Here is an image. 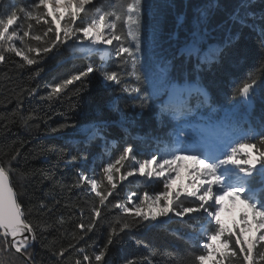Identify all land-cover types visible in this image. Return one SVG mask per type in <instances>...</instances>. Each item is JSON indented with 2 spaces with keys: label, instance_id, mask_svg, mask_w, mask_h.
Listing matches in <instances>:
<instances>
[{
  "label": "trees",
  "instance_id": "16d2710c",
  "mask_svg": "<svg viewBox=\"0 0 264 264\" xmlns=\"http://www.w3.org/2000/svg\"><path fill=\"white\" fill-rule=\"evenodd\" d=\"M4 2L0 0V4ZM239 2L151 0L153 7L143 17L146 31L142 32V39L148 35L147 30L154 31L158 56L173 59L193 30L198 10L211 4L203 25L208 30L207 44L223 46L226 40H231V44L224 49L218 63L200 72V83L214 105L230 108L234 103L231 99L234 88L249 76L256 78L253 104L246 113L241 108L240 115L258 129L264 122V38L260 35L264 29V19H261L264 0H251L249 11L255 14V19H249L248 24H255V29L242 27L230 18ZM32 3L33 0H7L10 8L27 9ZM99 3L100 0L97 5ZM115 4L116 0H106V6ZM3 12L0 8V14ZM18 16V34L22 36L24 31H29L30 35L24 37L23 43L17 40L16 46L30 57H36L38 63L29 66L13 52H5L6 60L0 62V163L9 170L12 186L36 230L33 245L28 249L31 264H75L83 257L78 251L80 248L89 255L91 264H97L94 253L102 249L105 255L99 264H187L190 257L202 251L198 241L193 239L199 230L195 220L142 221L131 230L113 235L114 242L107 244L110 226H116L117 219L125 214L118 208L101 207L99 198L94 193L89 194L88 185L82 182L78 185L80 171L88 175L95 173L102 179L103 167L115 162L128 144L134 146L138 159L149 158L156 147L153 137L166 138L170 127L167 118H162L164 124L161 125L156 119L158 109L153 106L142 111L135 93L122 91V84L106 82L99 71L54 94L57 84L80 74L89 65L99 69L100 55L83 56V52L66 46L59 52H41L39 56L28 53L25 45L44 46V40H32L31 35L42 36L47 26L43 20L38 24L25 19L23 13ZM106 62L110 71L121 74L123 81L135 83L128 74L130 66H125L115 56ZM180 63L179 59L174 60L175 65ZM174 75L179 76V73ZM93 128L99 129V135L88 140L87 132ZM13 156L16 158L11 159ZM73 156L77 157L75 162ZM114 182L117 184L114 196L122 201L131 192L162 190L160 181L153 185L130 182L122 186L118 173ZM104 184L107 185V181ZM113 198L109 196L108 200L113 201ZM94 205L102 215L95 218L93 230L86 231L93 219ZM244 210L247 211L245 207ZM80 224L84 229L78 227ZM61 249H67L65 257L58 255ZM0 264H24V260L14 249L9 253L0 251ZM221 264H230V261L222 258Z\"/></svg>",
  "mask_w": 264,
  "mask_h": 264
},
{
  "label": "snow or ice",
  "instance_id": "6c2138e0",
  "mask_svg": "<svg viewBox=\"0 0 264 264\" xmlns=\"http://www.w3.org/2000/svg\"><path fill=\"white\" fill-rule=\"evenodd\" d=\"M92 4L93 0H33L25 9L10 8L5 0L0 4V8L4 9L0 14V62L6 60L5 52H13L29 66L38 63L36 57H30L16 46L17 40L23 43L24 37L30 35L29 31H24L22 36L18 34V13H23L25 19L38 24L43 20L47 26L42 36L31 35L32 40H44V46L25 45L28 53L39 56L41 52H59L66 46L86 55H100L99 69L89 65L80 74L57 84L53 88L54 94L61 93L67 85L81 81L82 77H87L93 71H99L106 82L122 84V91L135 93L142 111L153 106L158 109L156 119L161 125L164 124L162 118H167L170 127L166 138L153 137L156 147L149 158L138 159L136 149L128 144L115 162L103 167L102 179H98L95 173H79L78 185L81 182L88 185L89 194L94 193L99 198L101 207L118 208L125 214L117 219L116 226H110L107 244L114 242L111 238L113 235L131 230L142 221H155L158 217L174 213L180 218L188 216L189 222L195 220L199 224L198 233L193 239L198 241L202 251L190 257L187 264H205L217 256L228 258L230 264H262L264 122L257 129L240 115L241 108L246 113L253 104L257 80L249 76L234 88L231 97L234 103L230 108L214 105L208 91L201 85L200 72L206 66L218 63L224 49L231 44V40H226L223 46L207 44L208 30L203 25L212 5L198 10L193 30L178 49L177 55L173 59H163L156 52L157 37L154 31L147 30L148 35L142 39V32L146 31L143 17L153 7L151 0H116V4L110 7L106 6V0H100L98 5L88 7ZM250 6L251 0H240L230 18L242 27L255 29V24H248L249 19H255V14L249 11ZM241 11L244 12L243 16ZM28 28L31 29L32 25L29 24ZM260 35L264 38V29H261ZM113 41H116L115 45ZM112 56L125 66H130L128 74L134 79V84L123 81L120 73L109 70L106 61ZM176 59L181 61L179 66L174 64ZM174 73H179V76ZM189 77L195 79L190 80ZM32 94H35V90H32ZM98 135L99 129L96 128L87 132L88 140ZM76 159L72 157L73 162ZM126 161L131 164L126 165ZM185 161L191 162L187 170L189 179L186 186L183 182L177 185ZM121 168L125 169L121 180L137 172L149 178L155 176L162 184V190L144 192L142 196L133 192L123 201L116 198L114 190L117 184L114 181ZM104 181H107V185ZM156 187L159 188L160 184H156ZM109 196L114 197L113 201L108 200ZM134 196L136 201L132 199ZM225 200L233 203L239 201L247 209L240 216V224L226 227L221 220ZM128 204L133 206L128 207ZM145 208L149 212H145ZM101 215L100 209L94 205L93 219L86 231L93 230L95 218ZM78 227L84 229L85 226L80 224ZM35 231L10 183L9 170L0 163V244L3 245L0 251L9 253L14 249L24 264H31L28 249L30 241L35 239ZM80 238L83 239L82 236ZM78 251L83 257L82 260L77 259L75 264H91L85 250L80 248ZM66 252L67 249H61L58 255L65 257ZM104 255L103 249L94 253L97 264ZM221 259H216L215 264H221Z\"/></svg>",
  "mask_w": 264,
  "mask_h": 264
},
{
  "label": "rangeland",
  "instance_id": "374dc122",
  "mask_svg": "<svg viewBox=\"0 0 264 264\" xmlns=\"http://www.w3.org/2000/svg\"><path fill=\"white\" fill-rule=\"evenodd\" d=\"M98 0H93V4L92 5H88V7H93V5H97ZM50 11V9H49ZM82 15V14H81ZM77 23H79V21H77ZM85 43H87V41H85ZM116 44V41H113V45ZM113 45H107L106 47H113ZM83 56H86L85 53H83ZM131 162L128 161L126 163V165H130ZM191 167V162L189 161H185L183 167H181L180 169V174H181V180L177 181V185L181 184V182H183V184L186 186L187 185V180L189 179L188 175H187V170L188 168ZM125 171V169H124ZM124 171H120V173H118V177H121V174ZM122 186H125L126 184L130 183V182H138L144 185H153L155 183H157L159 180L153 176L151 178L147 177V176H142L140 175L138 172L134 173L132 176L127 177V179L122 180ZM174 187H176L174 185ZM162 189V188H161ZM133 193V192H131ZM131 193L127 194L130 195ZM138 195L142 196L143 194H139ZM133 201H136L137 198L134 196ZM130 207H132V204H129ZM145 212H149V210L147 208L144 209ZM246 212V210H244V205L240 204L239 201H237L236 203L231 202L230 200H225L224 202V211L221 213V220L224 222L226 227H232L234 224L238 225L240 224V216L242 213ZM174 218H179L182 220H188V216H185L183 218L177 217L174 215V213H169V215L167 217H158L157 220H155L154 222H160V221H165V220H170V219H174ZM198 228H199V224H198ZM250 235V234H249ZM216 259H221L219 256L214 257V258H210L208 261H206L205 263H215Z\"/></svg>",
  "mask_w": 264,
  "mask_h": 264
},
{
  "label": "water",
  "instance_id": "95a60500",
  "mask_svg": "<svg viewBox=\"0 0 264 264\" xmlns=\"http://www.w3.org/2000/svg\"><path fill=\"white\" fill-rule=\"evenodd\" d=\"M10 183H11V180H10ZM11 185H12V183H11ZM14 191H15V190H14ZM30 244H31V246H32V245H33V241H30ZM31 246H30V247H31ZM30 247H29V248H30Z\"/></svg>",
  "mask_w": 264,
  "mask_h": 264
}]
</instances>
